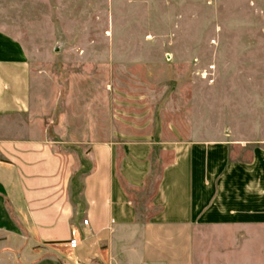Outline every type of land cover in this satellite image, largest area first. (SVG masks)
<instances>
[{"label": "crops", "instance_id": "obj_1", "mask_svg": "<svg viewBox=\"0 0 264 264\" xmlns=\"http://www.w3.org/2000/svg\"><path fill=\"white\" fill-rule=\"evenodd\" d=\"M31 107L28 61L0 35V264H264V186L232 151L251 144L56 141Z\"/></svg>", "mask_w": 264, "mask_h": 264}, {"label": "rangeland", "instance_id": "obj_2", "mask_svg": "<svg viewBox=\"0 0 264 264\" xmlns=\"http://www.w3.org/2000/svg\"><path fill=\"white\" fill-rule=\"evenodd\" d=\"M0 35L28 61V122L48 139L249 143L233 154L264 186V0H0Z\"/></svg>", "mask_w": 264, "mask_h": 264}, {"label": "built area", "instance_id": "obj_3", "mask_svg": "<svg viewBox=\"0 0 264 264\" xmlns=\"http://www.w3.org/2000/svg\"><path fill=\"white\" fill-rule=\"evenodd\" d=\"M83 226H87V220L82 221ZM67 246L70 250H74L78 246V236L75 232H72L70 239L67 242Z\"/></svg>", "mask_w": 264, "mask_h": 264}]
</instances>
